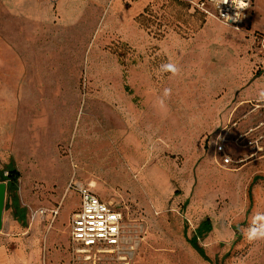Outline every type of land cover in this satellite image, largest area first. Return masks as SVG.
Masks as SVG:
<instances>
[{"label":"rangeland","instance_id":"rangeland-1","mask_svg":"<svg viewBox=\"0 0 264 264\" xmlns=\"http://www.w3.org/2000/svg\"><path fill=\"white\" fill-rule=\"evenodd\" d=\"M88 13L72 26L31 25L0 3V182L9 168L21 174L5 212L15 248L30 264H264V240L244 235L264 213V33L188 0H153L133 19L111 4ZM169 62L177 75L158 71ZM166 88L164 113L156 101ZM226 128L249 132L262 152L231 146L245 161L223 166ZM72 182L122 210L139 236L132 260L93 263L77 251ZM206 220L207 259L191 244Z\"/></svg>","mask_w":264,"mask_h":264},{"label":"built area","instance_id":"built-area-1","mask_svg":"<svg viewBox=\"0 0 264 264\" xmlns=\"http://www.w3.org/2000/svg\"><path fill=\"white\" fill-rule=\"evenodd\" d=\"M188 1L203 13L238 31L245 28L254 6V0H244L247 6L243 9H236L232 0L221 4L220 0ZM238 11L240 17L236 19ZM226 16L232 19H227ZM230 133L228 128L224 129L216 144V154L223 166L228 167L245 161L240 155L238 160L234 159L230 151L231 146L239 150H253L249 158H255L262 152V146L253 140L249 132H238L233 137ZM69 190L77 191L81 197L80 209L73 215L71 223V238L77 251L93 263L105 254L124 255L123 260H132L140 243L139 236L127 230L122 210L114 203L103 200L91 185L72 182ZM40 213L46 215L47 211L42 210Z\"/></svg>","mask_w":264,"mask_h":264},{"label":"crops","instance_id":"crops-1","mask_svg":"<svg viewBox=\"0 0 264 264\" xmlns=\"http://www.w3.org/2000/svg\"><path fill=\"white\" fill-rule=\"evenodd\" d=\"M152 2L153 0H0V3L6 8L9 15L23 19L24 21H29L31 25H43L48 22H56L62 26L75 25L84 17L88 16L90 10L92 11L95 8L103 9L108 4L113 5L122 15L133 19L143 13ZM249 22L255 32L264 33V0H254ZM157 174L158 171L156 169L153 176L156 177ZM78 183L86 185L81 182ZM8 190H10L9 187ZM70 191L75 192L79 196V205L81 206V197L79 193L75 190ZM100 197L103 200H108L105 197ZM80 206L74 214L79 211ZM8 208L9 206L7 204L6 209ZM15 208L17 220L25 223V209L19 208L18 205H15ZM37 214H39L41 218H46L48 216V212L46 215H42L40 211L37 212ZM52 215L58 216L59 210H53L51 212V216ZM71 223L72 219L70 222V237L72 228ZM15 226L16 225L12 222H10V224L6 223L5 220L4 230L0 231V264L31 263L30 257L25 250L22 248L16 249L14 246V238L11 235V229Z\"/></svg>","mask_w":264,"mask_h":264},{"label":"clouds","instance_id":"clouds-1","mask_svg":"<svg viewBox=\"0 0 264 264\" xmlns=\"http://www.w3.org/2000/svg\"><path fill=\"white\" fill-rule=\"evenodd\" d=\"M221 3H228V0H220V4ZM232 5L236 9H243L247 6L244 3V0H232ZM239 17H240V12L238 11L236 13L235 18L239 19ZM226 18L232 19V17H228V16H226ZM158 71L160 73L170 72V73H172V75H177L180 70L176 64L169 62V63L161 64L159 66ZM171 94H172V90L166 88L163 91V95L161 97H158V99L156 101V105L164 113H166V110H167L165 100H166V98H169L171 96ZM258 100L264 101V90H261L258 93ZM244 235H245V238L250 242L251 241L264 240V213H257L253 217L250 226L244 231Z\"/></svg>","mask_w":264,"mask_h":264},{"label":"trees","instance_id":"trees-1","mask_svg":"<svg viewBox=\"0 0 264 264\" xmlns=\"http://www.w3.org/2000/svg\"><path fill=\"white\" fill-rule=\"evenodd\" d=\"M8 172L9 173L6 176L4 175V173L1 174L2 178H3L1 181H8V187L9 188L16 187V185L18 184V182L20 180V177H21L20 172L17 169H15V168H9ZM212 229H213V226H212L211 221L210 220H206L205 222H203L201 224L200 228L198 229L197 235L191 240L192 246L204 258H206V254H205L204 249L198 245V239L201 238L202 236H204L206 233L211 232Z\"/></svg>","mask_w":264,"mask_h":264},{"label":"water","instance_id":"water-1","mask_svg":"<svg viewBox=\"0 0 264 264\" xmlns=\"http://www.w3.org/2000/svg\"><path fill=\"white\" fill-rule=\"evenodd\" d=\"M8 182H0V231L5 227V212L7 205Z\"/></svg>","mask_w":264,"mask_h":264},{"label":"bare ground","instance_id":"bare-ground-1","mask_svg":"<svg viewBox=\"0 0 264 264\" xmlns=\"http://www.w3.org/2000/svg\"><path fill=\"white\" fill-rule=\"evenodd\" d=\"M115 173V172H114ZM120 181V180H119Z\"/></svg>","mask_w":264,"mask_h":264}]
</instances>
